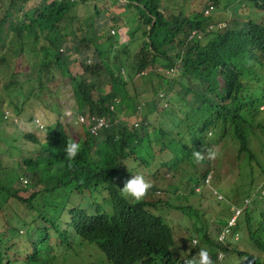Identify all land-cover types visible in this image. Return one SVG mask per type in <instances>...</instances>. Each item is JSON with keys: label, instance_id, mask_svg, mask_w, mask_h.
Returning <instances> with one entry per match:
<instances>
[{"label": "clouds", "instance_id": "obj_1", "mask_svg": "<svg viewBox=\"0 0 264 264\" xmlns=\"http://www.w3.org/2000/svg\"><path fill=\"white\" fill-rule=\"evenodd\" d=\"M120 1L122 3L123 0ZM177 1L179 0L171 2ZM199 1H201L200 10L187 9V12L196 13V17L202 21V27L185 25V29H191L185 44L183 46L178 44V47L174 44L175 48L167 49L164 58L159 57L165 59L167 64L159 66V61L154 62L146 71L133 74L132 78H129L127 69L122 63L125 59L124 51L125 49L127 51V48L133 50V61L137 60L135 54L139 51L134 47L135 42L130 38V43L123 45L119 42V32L114 28L109 30V26H103L100 33L96 32L95 40L97 43L105 41L104 45L97 52L91 48L90 53L81 58L85 65L99 69V73L94 75V80H86L87 86L92 91L93 104H80L81 110H79L69 80L74 105L69 106L68 114L60 111L59 108L54 109L52 113H56L59 118L55 120L54 127L49 130L39 117L31 115L25 118L23 115L20 116L22 113H13L2 106L0 112L3 120L0 124L6 122L24 130L33 128L23 137L34 146L32 151H27V147L18 146L15 142H4L3 145L6 150L10 148L17 150L19 160L22 156L33 158L37 154V157L45 162L47 157L50 158L49 153L54 151L48 144V136L54 135L62 141L63 137L59 134L62 129L67 142L64 152L69 159L82 153L87 146L92 147L109 138H115L118 141L123 134L130 135L134 138L135 145L125 149L126 157L120 162L122 180L128 179L120 190L130 199H142L139 202H132L137 204L132 218L133 222H136L137 229L131 227L133 229L131 234L118 237L125 247V253L127 251L138 253L145 248L152 250L154 245L163 242V237L159 238L162 230H158L168 227L170 236L166 238V245L171 255L169 258H162L151 252L149 258L152 264H264V70L260 69L264 63V31L258 29L259 25L264 26V18L252 9L255 5L254 0H242V5L238 7L236 6L239 3H232L225 11H219L213 0ZM125 3L126 1L123 2ZM170 3L165 1L167 6H170ZM233 10H236L238 14L233 23H229ZM259 10L264 14V8ZM218 13L222 14L217 16ZM243 17L247 18V21L239 22ZM236 29H242L244 38L248 41L234 59L232 71L244 72L247 80L236 84L237 87H243V92L236 94L233 98H227L225 102H219L216 98L213 106L216 104L218 108L213 109L195 94L198 91L196 87L184 82L188 80L181 77V64L178 63H181L182 57H185L196 43L209 52L212 38H207L210 36L214 38L223 36L214 43L212 55L221 52L226 43L234 39L235 36H232L231 32ZM257 39L262 41L255 42ZM244 51L254 57L246 58L243 55ZM59 52L64 54V49L61 48ZM177 54L179 56H176ZM76 68H82L81 62L76 63ZM111 72H114L115 76L122 81L121 89H126L134 100L121 95L114 96L105 104L103 110H99V89L104 95L110 93ZM153 72L154 77L159 80L158 87L154 89L155 97L151 101L141 102L138 99L139 95L130 91L129 84H133L135 77V82H138L139 77L149 76ZM219 77L222 79L219 81L223 86V77L221 75ZM66 78L68 77L64 79ZM60 79L64 80L62 77ZM146 79L149 80V77ZM54 81L48 84L50 89H39L40 93L53 89ZM181 81L187 86L183 87ZM172 91L176 100L169 102L165 97ZM50 92L56 93V91ZM192 97L194 102L186 104V101ZM214 98L211 97V99ZM176 101L182 102L184 106H178ZM218 113L230 117V122L224 123L217 116ZM241 118L243 119L242 130L248 134L245 148H241L236 135L234 138L230 130L236 127L232 119ZM257 118H260L258 122ZM74 123L82 126L86 137L76 141V138L71 136L70 130L73 129ZM225 132L227 135L224 137ZM198 133H202V137L205 138L206 148L192 154L189 142L196 138ZM252 137L254 145L251 144ZM1 138L15 141L21 136L9 137L6 133H1ZM2 152L0 151L1 170L10 165H4L1 159ZM203 166L208 167L201 172ZM64 168L65 175H71L70 188L66 189L64 194L61 191L47 194L49 201L46 208H51L55 213L53 216H48L44 208L42 214L46 219H57V223H60L61 220L71 221L72 212L76 209L93 212L94 215H97V210L100 209L98 217L103 219L99 222L94 221L87 230L93 228L110 230L111 226L105 219L110 213L107 204L97 196H90L88 191L81 195L76 189H79L77 182L83 179H87L88 186L93 189V183L108 178L111 170L103 178L100 177V180L89 177L91 163L85 157L73 159ZM49 172L58 174L56 168L50 169ZM191 178L193 180H190ZM20 180L19 183L26 187L28 180L24 177ZM153 187L157 189L151 193ZM161 192L166 193L167 197L161 198L159 196ZM66 195L69 197L65 198V201L63 196ZM79 197L84 199L79 201ZM93 197L98 198V201H94ZM65 205L71 206L64 209ZM146 215H154L157 221L149 220ZM39 220L43 221L42 218ZM158 223H160L159 226ZM41 228L44 229L43 226ZM74 230L79 233L78 228L75 227ZM53 231L50 230L51 235L48 239L51 245L57 242ZM181 232L185 236L177 237L175 233ZM82 235L80 238H83ZM33 236L32 238L30 235L33 247L26 243L30 254L43 250L48 254V259L59 258L54 252L60 248H50L43 242L45 238L43 240L37 238L35 231ZM75 237L70 240V245ZM51 238H54L53 242L50 241ZM139 238L145 246L139 244ZM180 240H183L184 245L180 244ZM81 242V245L72 248H81L86 251L83 255L85 258L79 260L82 261L80 264H88L86 261L90 259V256L93 258L90 259V264H110L107 260L105 262L99 260L100 256L106 255L98 246L83 239ZM38 243H44L45 248L39 249ZM86 244L96 247L98 251L85 246ZM94 259L95 262H93ZM56 260L59 264H64L62 258ZM142 263L143 261L139 264Z\"/></svg>", "mask_w": 264, "mask_h": 264}, {"label": "trees", "instance_id": "obj_2", "mask_svg": "<svg viewBox=\"0 0 264 264\" xmlns=\"http://www.w3.org/2000/svg\"><path fill=\"white\" fill-rule=\"evenodd\" d=\"M22 1L23 13L12 28L16 38L20 39L18 44L20 49L15 51L14 54L41 56L39 59L40 65L36 71L40 90L50 89L48 84L56 80L57 76L62 77V79L68 77L72 84L74 98L79 110H81L80 104H93L92 91L87 86L86 80H94V75L99 73V69L85 65L81 58L84 55H88L91 48L96 52L99 51L105 42L97 43L95 40L96 32L98 31L97 23L103 15L99 11V3L120 5L121 1L92 0L93 3H88L82 0V2L78 3L76 2L77 0H54L48 3L47 0H41L39 4L30 7L27 6L29 0ZM125 1L126 3L121 4V7L124 8L122 14L126 24L132 18V25L143 30L139 53L135 54L137 60L133 61L134 54H132L133 50L131 48H127V51L126 49L124 51L123 57L125 59L122 65L127 69L129 78H132L135 73L146 71L149 66H152V63L158 61L159 57L164 58L166 50L164 51L163 48L167 47V49L173 50L175 48L174 44L177 47L178 44L183 46L191 31V29H185V25L196 28L202 27V21L196 17V13L187 12V9L194 10L197 8V5L191 3V0H186L184 6L177 10H172L170 6L165 4V1L170 3L172 0ZM213 1H215L219 11H225L232 3H239L236 7L242 5V0ZM254 3L255 5L252 9L261 18H264V14L259 10V8H264V0H254ZM79 7H81V13ZM15 9H17L15 8V3L12 5L9 4V0H0V45L3 42L4 28L9 24ZM246 12L248 13L247 10ZM119 26L121 24L116 23V27ZM258 29L264 31V26L261 24ZM66 30H71L68 36L64 35ZM231 35L235 36L234 39L226 43L223 50L214 56L212 55L213 45L216 41L222 39L223 36L215 38L210 36L207 38H212L209 52L199 43H196L189 53L182 57L181 61V77L188 81L199 80V85L196 87L199 92L196 91L195 94L203 103L213 109L214 107L215 109L218 108L216 104L213 106L216 98L219 102H225L227 98H233L236 94L243 92V87H237L236 84L247 80L244 72L232 71V67L234 65L233 61L238 56L241 47L248 40L244 38L242 29L233 30ZM137 36L135 33L130 34L133 42L138 39ZM261 41V39H257L255 42ZM61 48L64 49V54L59 52ZM260 50H263V48H260ZM243 55L248 59L254 57L247 51H244ZM138 56L141 57L138 58ZM176 56H179V54ZM1 59L4 61V58L1 57ZM78 62H81V69L76 68V63ZM170 63L174 65L172 62ZM73 68H75V71H73ZM260 69L264 70V63ZM219 75L223 77V86L219 81ZM110 79L112 85L108 95H104L103 91L99 89V110H103L105 104L114 96L121 95L134 100V97L128 94L126 89H121L120 83L122 81L115 76L114 72L110 73ZM13 84L9 83L8 85L12 86ZM181 84L183 87L187 86L182 81ZM211 97L215 98L211 99ZM4 103H6V100L0 102V108H2ZM11 104L9 105L11 106ZM20 113L21 108H19L18 114ZM217 116L224 123L230 122V117L228 116L221 113H218ZM2 120L3 115L0 112V122ZM232 121L236 123V127L230 130L234 134V138L236 135L237 142L241 148H245L248 134L242 130L241 123L243 119H232ZM62 131L59 132L63 137L62 141L58 140L54 135L48 136V144L54 151L49 153L50 158L47 157L45 162L40 157H37V154L33 158L22 156L17 161L16 168L10 164L8 168L3 167V170L0 169V217H3L5 222H7L4 224L6 230L0 232V264H59L56 259L60 258L48 259V254L43 250L28 254L30 253L29 249H21L25 242L33 247V242L30 239L31 230L36 232L37 238L40 240L45 238L43 242L50 248L65 249L61 255L64 264H80L82 261L78 260L85 258L83 256L86 252L85 250L75 253L71 252L74 250L72 249L74 246L82 244L81 239L98 246L106 255V259L100 256L99 260L103 262L107 260L110 264H139L141 261H143L142 264H152V260L149 258L151 252L157 257L169 258L171 254H169V248L166 245V238L170 236L168 227L158 230H162L159 238L163 237V242L154 245L152 250L145 248L138 253L135 251H127L125 253V247L118 238L131 234L133 232L132 228L137 229L136 222L132 220L135 205L137 204L132 203L130 197L122 194L120 190L128 180L127 178L122 180L120 162L126 157L125 149L135 145L134 138L127 134H123L118 141L115 138H109L92 147L87 146L82 153H78L73 158L85 157L89 159L91 172L88 176L98 178V180L111 170L108 178L97 181L98 183H93V189L88 186L89 181L87 179L77 182L80 190L75 188L77 193L83 195L88 191L90 196H97L107 204L110 213L105 219L111 229L97 230V228H93L87 230L94 221L99 222L103 219L98 217L100 209L97 210V215H94L93 212L76 209L72 212L73 219L69 222L61 220L60 223H57V219H46L42 211L46 208L49 197L48 195L46 197L43 193L51 195L53 192L61 191L64 194V191L70 188L71 175H65L64 166L73 159H69L65 155L64 146L67 142L64 137L65 132L63 129ZM226 135L227 132L224 133V137ZM222 140L226 141L223 138ZM205 148V138L202 137V133H198L196 138L189 142V149L192 154L193 152H201ZM52 168H56L58 174H51L49 170ZM23 177L28 180L27 186L20 190L16 189L14 185L20 182ZM190 180H193V178ZM156 189V187H153L151 193ZM23 193H29L30 196L24 198L22 196ZM3 194L6 199H4ZM68 197L69 195L63 196V199L66 201ZM70 206L65 205L64 209ZM7 209L10 210L9 213H5ZM146 216L149 220L154 219V215ZM40 218L45 222L44 229L37 224ZM154 221L157 220L154 219ZM63 224L66 227L75 226L79 229L78 236L75 237L71 245L69 244L68 229H63ZM159 225L160 223H158ZM1 226H3L2 223H0ZM50 230H54L53 232L57 237L55 245H51L48 242L51 235ZM81 235L83 238H80ZM139 244L145 246L141 238H139ZM76 261L77 263H75Z\"/></svg>", "mask_w": 264, "mask_h": 264}, {"label": "rangeland", "instance_id": "obj_3", "mask_svg": "<svg viewBox=\"0 0 264 264\" xmlns=\"http://www.w3.org/2000/svg\"><path fill=\"white\" fill-rule=\"evenodd\" d=\"M41 0H29V3L27 4L28 7L39 4ZM48 3H51L54 0H47ZM125 0L122 1L121 4H123ZM186 0H179L177 2H171L170 8L172 10H177L179 8H182L184 6ZM76 2H82V0H77ZM84 2L93 3L92 0H84ZM15 3V10H13V15L10 18L9 24L4 28L5 31L3 33V42L0 45V102L6 100V104L3 105L4 109H9L13 113L19 112V108H21L20 116L23 115V117L28 118V116H37L39 117L45 124L46 129H52L54 125L56 124L55 120L59 118V116L56 113H52L54 109L59 108L60 111H64L65 113L69 109V106L74 105V100L72 97V89L71 85L69 83V79L66 78L64 80L60 79V76H57L54 83H52L53 89L51 90H44L42 93L39 91L38 87V81L36 76V71L39 68V59L41 58L40 55L37 56H23V55H17L14 54L15 51H18L20 47L18 48V44L20 42V39L12 32V28L18 18L23 13L22 8L23 1L22 0H9V4L14 5ZM191 3H195L197 5L196 10H200L201 8V1L199 0H191ZM121 4H112L109 3L108 5H104L102 3H99V11L103 14L101 19L98 20V31L97 33H100L103 26L108 27L109 30L114 28L117 32H119L120 40L119 42L123 45H128L130 43V34L135 33L137 34V38L140 40H135V48L139 50V47L141 45V39H142V29L138 28L135 25H132L131 19L129 22L124 18V15L122 14L124 12V8L121 7ZM21 9V10H20ZM79 11L81 13V7H79ZM227 13L231 14V12L227 11ZM222 13H218L217 16H220ZM238 12L236 10L232 11V16L229 20V23H233V21L236 19ZM247 21V18H240L239 22ZM116 23H120L121 26L119 28H116ZM71 30H66L64 35L68 36L70 34ZM116 32V33H117ZM148 40V39H147ZM163 50H167V47L163 48ZM175 52V51H173ZM4 58V61L1 59ZM139 56L138 58H140ZM159 66H163L167 64V61L165 59H158ZM179 65L181 63H178ZM178 69V67H176ZM156 73V72H155ZM158 73V72H157ZM156 73V74H157ZM124 76V74H122ZM154 72L151 73L149 76H142L138 78V82H135L136 77L133 80V84H129V89L131 92H136L139 96L138 99L143 101H151L155 97L154 89L158 87L159 80L157 77H154ZM163 76L162 74H160ZM136 76V75H135ZM172 76V75H171ZM149 77V80L146 78ZM154 77V78H152ZM219 80L222 81L221 77H219ZM199 80L195 79L191 81H184L186 83L191 84L193 87H198ZM9 83H14L12 86L8 85ZM50 91H56V93H52ZM22 93V94H20ZM43 94V95H42ZM40 95V96H39ZM42 96V98H41ZM166 100L171 102L172 100H176L173 91L170 92L165 97ZM17 101L19 103H17ZM194 98L186 101V104L193 103ZM10 103L11 106L9 105ZM160 104V101H159ZM176 104L180 107L184 106L182 102L176 101ZM164 105V103L162 104ZM161 106L159 105V110H161ZM68 114V112H67ZM23 119V118H22ZM24 120V119H23ZM260 120V118H257V122ZM25 121V120H24ZM64 121V119H62ZM1 125L0 130V151L2 150L1 159L5 164H12L14 168L17 166L18 153L17 150L10 148L5 149L3 143L4 142H15L18 146H24L27 147V151L33 150V143L30 141H26L24 139V135L27 131H32L33 128H27V129H20L17 126L8 124L4 122V124ZM1 133H6L9 137H20L18 140H7L6 138H1ZM71 136H74L76 138V141L83 139L86 137L82 130V126L79 124L74 123L73 129L70 130ZM44 138V137H42ZM42 138H39L40 140H43ZM263 139V137H262ZM264 141V139H263ZM251 144H255L253 137L251 138ZM208 166H203L201 169V172H204L207 169ZM14 187L16 189H22L24 186L22 183L17 182ZM47 197V194H44ZM22 196L24 198H28L30 196L29 193H23ZM161 198H166L167 195L164 192H161L160 195ZM4 199H6V196L3 194ZM84 198L79 197V201H82ZM94 201H98V198L93 197ZM142 199V198H141ZM140 199V200H141ZM140 200H133L130 199L131 202H139ZM63 205V204H61ZM26 206V205H25ZM9 209L5 213H9ZM55 213L54 210L51 208H46L45 214L48 216H53ZM5 215V214H4ZM174 219V218H173ZM172 219V222L174 221ZM0 223H2L3 226L0 227V232H4L6 230V226H4L5 219L3 217H0ZM39 226H44L45 223L42 220H39L37 222ZM9 226V225H8ZM62 228L68 229L69 233V242L73 237L76 236L78 233L77 230H74L75 227H66L64 224L62 225ZM175 232V231H174ZM34 231L32 230L30 232V235L33 236ZM177 237L185 236L184 233H175ZM31 238V239H32ZM51 242L54 241V238L50 239ZM183 243V240H180V244ZM184 245V244H182ZM85 246L93 248L95 251H98L96 247H93L90 244H86ZM28 246L25 243H23L21 249H27ZM39 249H44L45 244L44 243H38ZM65 251L64 248H60L59 250L56 249L54 254L57 255L59 258H61L60 253H63ZM77 251H81V248H75L72 250V253H75ZM30 254V253H28ZM98 257V256H97ZM93 259V258H91ZM80 260V259H79ZM78 260V261H79ZM77 262V261H76ZM95 262V259L93 260ZM86 263L90 264V259L86 261Z\"/></svg>", "mask_w": 264, "mask_h": 264}]
</instances>
